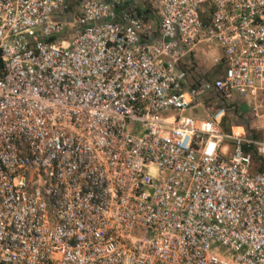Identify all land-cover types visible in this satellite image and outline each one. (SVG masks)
Masks as SVG:
<instances>
[{
	"label": "built area",
	"instance_id": "built-area-1",
	"mask_svg": "<svg viewBox=\"0 0 264 264\" xmlns=\"http://www.w3.org/2000/svg\"><path fill=\"white\" fill-rule=\"evenodd\" d=\"M0 59V264H264V0H0Z\"/></svg>",
	"mask_w": 264,
	"mask_h": 264
},
{
	"label": "rangeland",
	"instance_id": "rangeland-1",
	"mask_svg": "<svg viewBox=\"0 0 264 264\" xmlns=\"http://www.w3.org/2000/svg\"><path fill=\"white\" fill-rule=\"evenodd\" d=\"M76 0H68V5L69 8H71L74 4H75ZM199 50H203L202 52L207 54L209 53H213L216 54V52L218 51L217 46L212 43L210 45L207 44H199L196 47V51L195 54H197ZM195 59H197V62L195 63V66L192 70L193 73H207L209 71V64L207 62V60L205 59H198L197 57H195ZM203 69V71H202ZM207 75V76H206ZM203 78H207L210 79L212 78L209 74H206ZM204 106H207L208 103H203ZM188 115L194 116L196 119H208L210 114L209 112H206V110L202 109L201 106L195 108V109H191L187 111ZM225 120L223 123V127L225 128V130H223V132L225 133H230V132H237L240 135H247L248 133H250V129L254 124V121L252 119V117H250V115L248 114V109L245 103H239L236 105V103H230L228 106H226L225 108ZM233 126L232 128H230V126ZM222 126V125H221ZM235 126V127H234ZM222 147L224 148V157H229L231 154V144L229 141L224 140ZM253 155L255 158H253ZM252 155V160H253V167L256 166V164L258 163V157L253 154ZM257 160V161H255Z\"/></svg>",
	"mask_w": 264,
	"mask_h": 264
},
{
	"label": "crops",
	"instance_id": "crops-1",
	"mask_svg": "<svg viewBox=\"0 0 264 264\" xmlns=\"http://www.w3.org/2000/svg\"><path fill=\"white\" fill-rule=\"evenodd\" d=\"M203 50H199V51H197L198 53L197 54H195V57H197L198 59H205V60H207V62H208V64H209V71L207 72V73H201L200 72V74L198 73H192L193 74V77H190V79H194V80H210V79H212L214 76H216L217 74L214 72V70H213V67H212V65H211V62H210V58L214 55L213 53L211 54V53H207V54H205V53H203L202 52ZM217 54V53H216ZM196 61H197V59H196ZM202 71H203V69H202ZM206 74H209L212 78H210V79H207V78H203ZM216 74V75H215ZM207 76V75H206ZM236 103V105L237 104H239V103H245V102H243V101H240V100H238L236 97H234L233 98V100H232V102L231 103ZM186 115H188L187 114V111H186V113H185ZM232 126V125H231Z\"/></svg>",
	"mask_w": 264,
	"mask_h": 264
},
{
	"label": "trees",
	"instance_id": "trees-1",
	"mask_svg": "<svg viewBox=\"0 0 264 264\" xmlns=\"http://www.w3.org/2000/svg\"><path fill=\"white\" fill-rule=\"evenodd\" d=\"M219 71H220V69H218V68L214 69V72H215L216 74H217V72H219ZM1 72H2V62H1V59H0V74H1ZM216 74H215V75H216ZM224 120H225V118H223V120H222V124H221L223 130H225V128L223 127ZM253 158H255L254 155H253ZM255 161H257V160H255ZM253 170H257V171L264 170V163H263L261 160H258V163L256 164L255 167H253Z\"/></svg>",
	"mask_w": 264,
	"mask_h": 264
}]
</instances>
